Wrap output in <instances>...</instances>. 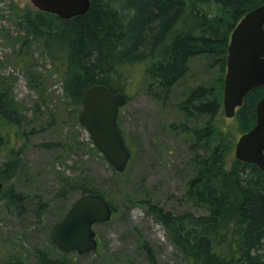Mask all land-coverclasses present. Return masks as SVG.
<instances>
[{
    "label": "trees",
    "instance_id": "1",
    "mask_svg": "<svg viewBox=\"0 0 264 264\" xmlns=\"http://www.w3.org/2000/svg\"><path fill=\"white\" fill-rule=\"evenodd\" d=\"M262 3L264 0H90L83 14L62 19L11 0L7 17L24 35L11 37L0 29V35L15 46L12 64L23 69L29 82L39 76L27 62L30 40H41L42 51L60 79L63 98L74 113L80 110L84 90L95 83L112 92H124L127 101L132 86L137 85L162 103L188 73L193 58L203 57L205 67L216 68L212 79L186 87L185 97L181 92L174 104L184 119L203 117L206 122L201 127L181 125L190 135L192 150L191 175L181 200L203 213L187 209L172 214L143 198H124L144 205L155 216L188 264H264V172L254 163L231 156L237 133L248 131L255 122V104L264 87H255L245 95L235 111L233 126L223 128L212 122L222 106L230 33L246 12ZM135 67L139 75L133 72ZM31 85L39 90L38 83ZM8 91L0 75V150L11 153L0 166V199L18 204L23 195L5 182L21 167L12 141L19 136L23 145L26 133L20 124L22 113ZM42 98L38 94L36 100ZM39 105L36 102L35 109ZM59 145L42 143L46 148ZM87 179L77 183L63 177L57 194L75 187L79 195L100 193L113 212L115 207L105 192L89 186ZM37 251V264L69 261L66 253L52 258L46 250ZM2 264L22 261L9 256Z\"/></svg>",
    "mask_w": 264,
    "mask_h": 264
},
{
    "label": "rangeland",
    "instance_id": "2",
    "mask_svg": "<svg viewBox=\"0 0 264 264\" xmlns=\"http://www.w3.org/2000/svg\"><path fill=\"white\" fill-rule=\"evenodd\" d=\"M10 1L0 0V29L11 37L24 35L20 26L7 17ZM14 2L32 6L30 0ZM40 43V39L30 40L27 62L41 80L29 82L23 69L12 64L15 46L0 35V75L9 87L12 103L22 113L20 124L26 133L23 145L19 136L12 141L21 167L5 182L23 195V201L17 204L0 199V264L9 256H15L22 264H37V250H46L52 258L61 257L63 252L50 240V230L80 191L75 187L58 195L59 184L63 177L78 183L86 176L88 185L105 192L115 209L108 220L93 225L96 248L66 253L67 264H188L155 216L144 205L128 203L124 198H143L172 214L187 209L203 213L181 200L192 170L191 138L181 125L201 127L206 122L203 117L184 119L174 104L181 92L185 97L186 87L212 79L216 68L205 67L203 57L193 58L188 63V73L176 84L168 101L162 103L144 88L132 86L130 99L117 115L130 157L125 168L117 171L93 145L79 124L77 113L70 111L72 106L63 98L60 79ZM133 72L139 75V68L135 67ZM34 83H38L39 90L31 87ZM38 94H42L43 101L36 100ZM36 102L40 105L35 109ZM212 122L226 128L233 126L235 120L225 117L221 106ZM238 136L239 133L235 139ZM43 142L60 145L46 148ZM10 156L6 149H1L0 166ZM231 156L234 157L233 150ZM230 159L226 158V167Z\"/></svg>",
    "mask_w": 264,
    "mask_h": 264
},
{
    "label": "water",
    "instance_id": "3",
    "mask_svg": "<svg viewBox=\"0 0 264 264\" xmlns=\"http://www.w3.org/2000/svg\"><path fill=\"white\" fill-rule=\"evenodd\" d=\"M38 10L54 13L62 19L83 14L90 0H30ZM264 3L246 12L233 27L226 53L222 109L225 117L234 115L243 97L255 87H264ZM127 101L124 92H112L106 85L88 86L77 113L93 145L109 164L122 171L130 157L117 125L119 108ZM234 157L251 162L264 172V94L255 104V122L241 133L234 145ZM2 184L0 183V186ZM112 214L108 201L100 193L79 195L64 216L50 230L51 241L63 252L83 253L95 249L93 225Z\"/></svg>",
    "mask_w": 264,
    "mask_h": 264
},
{
    "label": "flooded vegetation",
    "instance_id": "4",
    "mask_svg": "<svg viewBox=\"0 0 264 264\" xmlns=\"http://www.w3.org/2000/svg\"><path fill=\"white\" fill-rule=\"evenodd\" d=\"M261 87H263V86H261ZM244 97H245V96H244ZM244 97H243V98H244ZM242 101H243V100H242ZM1 186H2V185H1ZM1 186H0V187H1ZM22 201H23V200H22ZM50 240H51V239H50ZM54 245H55V244H54ZM58 249H59V248H58ZM59 250H60V249H59ZM61 251H62V250H61ZM62 252H63V251H62ZM69 252H70V251H69ZM75 252H76V251H75ZM63 253H68V252H63Z\"/></svg>",
    "mask_w": 264,
    "mask_h": 264
}]
</instances>
